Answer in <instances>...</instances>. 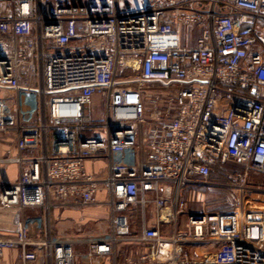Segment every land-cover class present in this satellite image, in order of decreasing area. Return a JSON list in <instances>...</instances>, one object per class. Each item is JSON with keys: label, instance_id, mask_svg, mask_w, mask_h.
<instances>
[{"label": "built area", "instance_id": "2783aa9c", "mask_svg": "<svg viewBox=\"0 0 264 264\" xmlns=\"http://www.w3.org/2000/svg\"><path fill=\"white\" fill-rule=\"evenodd\" d=\"M0 133H15L0 162L19 170L0 184V212L18 217L0 259L264 264V211L248 203L263 188L247 182L264 174V0H0ZM229 163L237 182H211ZM201 185L232 189L234 207L186 209ZM100 192L109 229L91 237ZM62 199L76 239L53 231Z\"/></svg>", "mask_w": 264, "mask_h": 264}, {"label": "crops", "instance_id": "0c3cea01", "mask_svg": "<svg viewBox=\"0 0 264 264\" xmlns=\"http://www.w3.org/2000/svg\"><path fill=\"white\" fill-rule=\"evenodd\" d=\"M142 0H130V6L125 7V4L122 0H119V6L125 9L130 8H140ZM11 151L12 154H16V135L15 133H0V159L6 156V153ZM18 166L14 163H2L0 162V184H10L14 182L18 177ZM98 204L89 205L85 211V230L87 231V226L91 223L99 222L103 219L108 221V208L103 203L106 199V193L100 192L97 195ZM262 202V201H261ZM259 202H256L257 204ZM54 218H53V225L54 228L59 229L61 226L70 225V223H75V228L77 223L80 220V212L77 207L74 205L73 201L64 199L54 203ZM253 205V204H252ZM250 208L261 209L264 211L263 208H259L255 206H250ZM140 213V207L134 209L133 218L137 220L139 225V231L142 229V221L138 218ZM29 214H41V210H31ZM78 221V222H77ZM109 223V221H108ZM18 224V217L14 212H0V236H9L12 235ZM149 224H153L152 220ZM135 228V226H134ZM91 232V231H90ZM89 234V233H88ZM126 250L134 252V248L126 247ZM86 250V249H85ZM201 253V251H198ZM121 258L119 264H121ZM79 262L81 264H89L88 261L81 257L79 258ZM0 264H20V255L19 251L17 250H5L3 251L2 258L0 259ZM104 264H113L112 260L107 259L105 260Z\"/></svg>", "mask_w": 264, "mask_h": 264}, {"label": "rangeland", "instance_id": "374dc122", "mask_svg": "<svg viewBox=\"0 0 264 264\" xmlns=\"http://www.w3.org/2000/svg\"><path fill=\"white\" fill-rule=\"evenodd\" d=\"M125 4V7L130 6V0H122ZM93 106L94 110L99 113L101 110V96L95 94L93 97ZM227 170V171H226ZM225 174L218 173L217 171L213 172L210 181L213 183L218 184H229V183H236V174L242 173L244 171V167L242 165L229 163L226 166ZM247 182L253 185H258L263 188V190L252 196L253 201L249 200V206H255L264 209V174H255V173H248L247 175ZM193 192V193H192ZM190 194H187L184 202L185 207L188 210H228L234 207V191L227 187H214V186H205L201 185L198 188L192 189ZM64 200V199H62ZM262 201V202H261ZM256 202H259L255 204ZM253 204V205H252ZM138 219L142 221V215L139 213ZM54 218V213H53ZM135 230L139 231V223L135 218ZM78 222V221H77ZM53 231L56 236L63 238V239H76L77 238V230L75 228V223H70V225L61 226V228L56 229L53 226ZM109 223L106 219H103L96 223H90L87 226V231L91 237H99L103 236L108 232ZM91 231V232H90ZM252 235L255 237L257 235L256 230L252 231ZM85 246H78L77 252H84Z\"/></svg>", "mask_w": 264, "mask_h": 264}, {"label": "trees", "instance_id": "16d2710c", "mask_svg": "<svg viewBox=\"0 0 264 264\" xmlns=\"http://www.w3.org/2000/svg\"><path fill=\"white\" fill-rule=\"evenodd\" d=\"M226 170V166L225 167H221V166H216L215 168H214V171L213 172H215V171H217L218 173H222V174H225V172L227 171H225ZM213 174V173H212ZM212 176V175H211ZM211 178V177H210Z\"/></svg>", "mask_w": 264, "mask_h": 264}]
</instances>
